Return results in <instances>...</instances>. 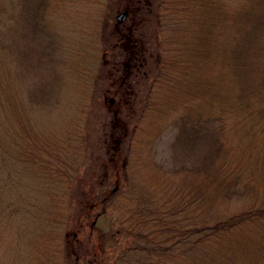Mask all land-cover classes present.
Returning a JSON list of instances; mask_svg holds the SVG:
<instances>
[{"label": "trees", "instance_id": "16d2710c", "mask_svg": "<svg viewBox=\"0 0 264 264\" xmlns=\"http://www.w3.org/2000/svg\"><path fill=\"white\" fill-rule=\"evenodd\" d=\"M80 1L0 0V264H84L70 228L88 195L110 209L100 220L126 236L135 264H264V0L145 4L150 19L170 15L173 25L148 81L141 136L131 138L152 191L142 205L123 203L106 181L95 193L82 188L71 163L74 133L24 129L19 79L35 77L24 93L31 109H42L59 101L66 78L81 91L104 67L108 40L96 19L92 36L69 40L73 75L63 67L62 28L86 15L82 0L79 16L69 17ZM17 121L22 130L13 131ZM166 127L176 129L179 160L168 170L148 154Z\"/></svg>", "mask_w": 264, "mask_h": 264}, {"label": "rangeland", "instance_id": "374dc122", "mask_svg": "<svg viewBox=\"0 0 264 264\" xmlns=\"http://www.w3.org/2000/svg\"><path fill=\"white\" fill-rule=\"evenodd\" d=\"M84 1L88 2L84 10L86 15L82 13L78 20L69 19L66 23L72 27L68 26L66 30L62 28L69 49L64 52L67 63H63V67L69 68L67 72L73 75L69 66L75 63L76 50L69 45V40L73 41L77 34L92 36L88 27L93 19H96V32L108 40V47L102 49L98 58L104 67L93 78V83L89 85L91 88L84 83V88L88 90L79 91L76 81L66 78L64 91L57 94L59 101L46 108L42 106V109L37 106L31 109L28 94L24 93V84H31L35 77L31 75L26 80L19 79L22 87L18 92L21 89L23 92H19L16 97L21 107L27 110L22 111L26 122L24 129H42L56 136H60L63 130L74 133V157L71 163L76 168L77 181H80L82 188L94 192L106 181L119 189L123 203L127 201L142 205L152 195V191L143 179L139 161L141 157L137 158L136 152L131 150V138L141 136L142 123H145L141 111L147 99L148 81L156 72L155 66L161 56L163 43L166 45L169 40L168 32L173 25V16L159 17L158 23L150 19L144 7L145 4L153 6L154 0H115L120 3L117 6L115 3L114 9L106 8V0ZM84 1L81 0L77 8L73 6L70 9L69 17L79 16ZM229 1L236 3L238 0ZM123 11H127V17L118 21L117 16ZM103 23L104 29H101ZM66 69H62V72ZM20 123H14L13 131L18 126L22 130ZM78 134L82 136L79 143L76 138ZM175 136L176 129L166 127L155 138L148 152L152 161L167 170L178 165L179 161L171 145ZM88 196L84 197V211L77 214L78 218L75 216L70 228V233L77 236V240L85 247L87 254H84V264H135V261L129 260L126 236L111 231L109 222L100 220L110 209H99L91 201L93 197Z\"/></svg>", "mask_w": 264, "mask_h": 264}, {"label": "water", "instance_id": "95a60500", "mask_svg": "<svg viewBox=\"0 0 264 264\" xmlns=\"http://www.w3.org/2000/svg\"><path fill=\"white\" fill-rule=\"evenodd\" d=\"M126 17H127V11H123L117 16V19L118 21H123Z\"/></svg>", "mask_w": 264, "mask_h": 264}]
</instances>
